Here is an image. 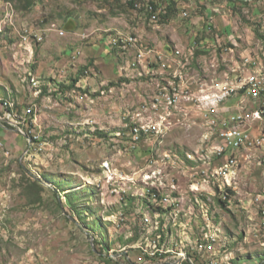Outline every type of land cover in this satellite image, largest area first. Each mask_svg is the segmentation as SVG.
<instances>
[{
	"label": "rangeland",
	"instance_id": "obj_1",
	"mask_svg": "<svg viewBox=\"0 0 264 264\" xmlns=\"http://www.w3.org/2000/svg\"><path fill=\"white\" fill-rule=\"evenodd\" d=\"M192 1L173 20L154 9L148 21L129 8L132 0H0V264H174L182 256V264H264V96L240 91L213 110L181 101L160 123L161 78L113 73L135 56L107 46L120 34L135 35L171 68L181 63L185 80L205 84L203 93L225 77L234 81L235 67L247 64L240 77L254 74L247 60L264 69V8L206 7L208 31V14L202 21L187 10ZM26 29L41 42L25 50ZM229 33L237 36L221 47ZM171 90L163 86L159 96ZM255 110L261 119L244 128L262 145L227 151L239 168L235 189L223 186L214 175L225 158H214L212 119Z\"/></svg>",
	"mask_w": 264,
	"mask_h": 264
},
{
	"label": "built area",
	"instance_id": "obj_2",
	"mask_svg": "<svg viewBox=\"0 0 264 264\" xmlns=\"http://www.w3.org/2000/svg\"><path fill=\"white\" fill-rule=\"evenodd\" d=\"M235 2V5L240 7V5H250L255 7L264 8V0H228ZM11 7L8 3H6V8ZM167 3L156 5L153 3H147L145 7H138L135 4V0H132V9L142 10V13H145L146 18L148 19H155L154 16V9L155 8H162L166 9ZM4 15V10H2ZM205 13L208 14L209 20L207 21L206 28L208 31L212 30L213 25V17L211 14L213 13L212 9H208ZM143 15V14H142ZM62 34V33H61ZM30 38V33L26 29V40L19 41V47L21 49H27L24 46L26 43L32 41V45L34 46L38 42H41V38L36 37L35 35ZM228 38V37H227ZM227 40V39H226ZM108 47L112 49H130L133 48L135 50V56L133 61L130 64V68L136 72L137 78V70H145L147 71V77L149 76H159L161 78V87L163 86H172V84H165V78H167V74L170 76L173 71H178V68L185 67L181 65V63L175 64L173 68L169 65V60L166 58V63L163 62V56L160 53H155L146 45H139V41L135 35H128L124 36L120 34V40H109ZM221 47H225V42L220 44ZM197 43H193L192 49H197ZM32 49V48H29ZM178 54V53H177ZM16 58V57H15ZM157 58L156 63L153 60ZM14 59V58H13ZM249 63L250 66L253 65L257 67L254 61H246ZM157 65V66H156ZM247 66V64H246ZM173 71H168V70ZM165 77V78H164ZM138 79V78H137ZM205 84H196L192 79L185 80V87H178L172 86L173 88V95L171 97H160L159 96V87L157 89V93L155 94L156 97H159V107L156 109V114L158 116L159 122L163 123L171 116V110L168 109L177 108V106L181 103V101H185L190 107L196 106L199 110H213L217 105H219L222 101L225 102L229 96L234 93H239L240 91L245 92L248 96L252 97L254 100L260 99L261 96H264V74L259 75L258 77H240L236 76V81H231L228 83H220L215 85L216 90L213 94H208L207 91L203 93V87ZM200 91H198V88ZM197 93H203L202 96L199 98L197 97ZM228 101V100H227ZM165 107V108H163ZM144 108V107H143ZM175 115V114H174ZM174 115L171 117L173 118ZM263 115L262 110H255L249 111V113H245L244 111L239 112L235 116L230 118H218V124L216 123V119H212L215 127H219L217 130V139L219 140V144L216 145L215 149L213 150L214 158H221L224 157L227 151H240L241 149L252 150L260 148L262 143L259 140V137L251 136L247 130L244 128L246 122L251 121H258L261 119ZM134 128L130 129V132L133 136L134 135ZM144 133L149 130V127L144 125ZM160 130V127L154 125V131L157 133ZM160 132V131H159ZM107 170V176L109 173L108 166L105 167ZM239 162L238 159L235 162V165H228V156L224 163H222L217 170L215 171L214 175H220L222 180L223 186H231L235 189V179L238 174ZM207 180H204V183H209L210 178L208 176ZM192 187L193 192H198V189ZM194 196V195H193ZM220 199L222 201H226L227 198L224 195H220ZM168 199H172L171 197H167ZM177 199V198H176ZM176 206L178 207V201L174 200ZM159 204V203H156ZM264 215V210L262 211ZM184 260H176L174 264H182L181 262ZM189 261V260H187Z\"/></svg>",
	"mask_w": 264,
	"mask_h": 264
},
{
	"label": "trees",
	"instance_id": "obj_3",
	"mask_svg": "<svg viewBox=\"0 0 264 264\" xmlns=\"http://www.w3.org/2000/svg\"><path fill=\"white\" fill-rule=\"evenodd\" d=\"M153 1H154V4L156 5V7H159V5H161V4L167 3L166 12L168 10V12H167L168 15L167 16H164V18H166L167 21H169V19L170 20H173L174 16H176V14H177L176 12H177L178 8H180L181 6H183L185 3H190V2H188V0H153ZM216 1H218L217 2V3H219L218 5H215L214 4ZM204 2L202 0H193L191 2L193 4H190L192 7L191 8H188L187 7V10H189L192 15H194V16L199 15L202 18V21H204V18H205V10H206V7H210V8H214V7L217 8V7H219V8H222L223 9V7H226L224 4H227V2H229V1L228 0H212V1H204ZM143 3H144V0H142V1L141 0H135V4H138L137 6L140 5L139 7H143ZM151 3H153V2H151ZM128 6H129L130 9H132V3H129ZM156 9H158L160 11V14H158V18H159V16L161 14H164L165 13V10H162V8H155V10ZM189 18H191V17H189ZM148 21H149V19H148ZM206 24H207V22L204 21V23L202 25L204 30L207 27ZM257 26L259 27L260 30H262V25L261 24L260 25H257ZM191 41H192V45H193L194 42L197 43V45H198V42L196 41L195 37ZM1 131L2 130L0 129V132ZM32 143H33V141H32ZM30 185L41 187L39 185V183L37 181H35V180L32 181V182L30 181ZM157 207H160V205H157Z\"/></svg>",
	"mask_w": 264,
	"mask_h": 264
},
{
	"label": "bare ground",
	"instance_id": "obj_4",
	"mask_svg": "<svg viewBox=\"0 0 264 264\" xmlns=\"http://www.w3.org/2000/svg\"><path fill=\"white\" fill-rule=\"evenodd\" d=\"M151 2H153V0H145V5H147V3H151ZM136 5H138V4H136ZM140 6V5H139ZM138 6V7H139ZM247 6V5H246ZM242 8H243V6H242ZM12 11V7H7L6 8V13L7 14H10L11 16H12V18H14V14L11 12ZM183 16H186V13H184L183 14ZM155 22V24H157V21H154ZM8 24H10V22L8 21ZM10 26V25H9ZM11 27V26H10ZM25 33V32H24ZM22 36V35H21ZM117 40H120V36L118 35L117 36ZM232 38V37H231ZM20 39H21V37H20ZM230 39V38H229ZM16 40H17V37H16ZM230 41V40H229ZM239 41V40H238ZM227 45V44H226ZM232 45V44H231ZM235 47V46H234ZM120 50H122V49H120ZM191 50V49H190ZM226 52V51H225ZM179 54V53H178ZM239 60V59H238ZM245 68H246V65H244V66H242V67H240V69L239 68H237L236 69V67L234 68V72H237L236 74L235 73H232L234 76H235V80L234 81H236V76H239L241 73L243 74V73H245ZM250 68V67H249ZM254 68V74H250V75H248V76H245V77H249V76H251V77H258L259 75H261V74H264V69H262L261 67V69L259 70V68L258 67H253ZM252 68V69H253ZM179 69H181V71H179V72H176L173 76H172V78L174 79L173 80V82L172 83H169V84H172V86H178V87H180V86H184L185 85V78H184V76H183V69H184V67H180ZM249 70V69H248ZM253 71V70H252ZM234 76L232 77V78H234ZM222 83H228V81H227V78H225L224 79V81L222 82ZM197 84V83H196ZM171 86V87H172ZM159 87H161V84H159L158 86H157V88H159ZM163 87H161V88H159V90H161ZM173 95V88H172V90L169 92V93H167V94H160V97H171ZM158 101H159V98H158ZM139 133V132H138ZM235 159L233 160V159H229L228 160V165H231V164H235ZM106 166H108V164H106L105 165V167ZM148 254V253H147ZM157 254V253H156ZM149 255H151V254H149ZM156 257V256H155ZM180 259H182V260H185L186 258L184 257V256H182Z\"/></svg>",
	"mask_w": 264,
	"mask_h": 264
},
{
	"label": "crops",
	"instance_id": "obj_5",
	"mask_svg": "<svg viewBox=\"0 0 264 264\" xmlns=\"http://www.w3.org/2000/svg\"><path fill=\"white\" fill-rule=\"evenodd\" d=\"M9 30H12V29H8L7 32H8ZM7 32L5 33V35L7 34ZM115 34H116V33H115ZM115 34H114V35H115ZM236 36H237V35H235L234 33H229V34L227 35L228 38H229V37H236ZM227 37L224 39V36H223V39H219V41L222 42V43H224V42L226 43V41H227L226 39H228ZM15 42H16V37H15ZM107 46H108V45H107ZM93 50H94L95 52L98 53V51H97V47L94 46V47H93ZM108 50H109V49H108ZM109 51H110V50H109ZM99 52H100V55H101V51H99ZM164 53H165L167 56L170 57V54H171V53L169 52V49H168V48H166V52H164ZM130 55H132V54H130ZM132 56H133V55H132ZM129 57H131V56H129ZM101 58H102V57H101ZM163 59L166 60V57L163 56ZM257 67L259 68L258 65H257ZM129 70L135 72L133 69L130 68V64H129L128 66H121L120 68L118 67L117 70H114V69H113V73H114V76H115L116 78L118 77V78H120V79H125V80H127V81H129V80H132V81H133L134 79H136V77H135L136 75H130V71H129ZM135 73H136V72H135ZM132 76H133V77H132ZM225 78H226V77H225ZM225 78H224V79H225ZM148 80H149V79H144V80H142L143 85H145V84H146V85L149 84V85L151 86V85L153 84V83H149ZM140 81H141V79L139 80V83H141ZM143 81H144V82H143ZM83 83H84L83 81H80V84H83ZM142 83H141V84H142ZM105 84H106V83H102V86L105 85ZM100 86H101V85H99L98 87H100ZM111 89H112V88H111ZM111 89H109V90H111ZM107 99H108V98H107ZM229 101H230V100H228V101H226V102H229ZM109 104L111 105L112 103H109ZM115 116H116V115L112 116V118H111V116H110V117H109V118H110L109 120H111V121L114 120V117H115ZM223 118H224V117H223ZM233 152H234V151H233ZM233 152H232V153H229V154H233ZM227 153H228V152H227ZM227 153H226V154H227ZM227 156H228V155H227ZM227 156L225 155V156L222 157V158H225V160H226V157H227ZM222 158H221V159H222ZM216 159H220V158H216ZM224 162H225V161H224ZM224 162H223V163H224Z\"/></svg>",
	"mask_w": 264,
	"mask_h": 264
}]
</instances>
